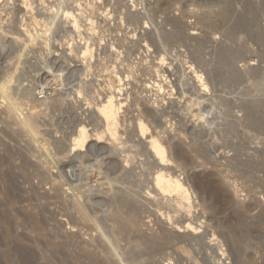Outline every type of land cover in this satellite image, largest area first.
<instances>
[{
	"label": "rangeland",
	"instance_id": "rangeland-1",
	"mask_svg": "<svg viewBox=\"0 0 264 264\" xmlns=\"http://www.w3.org/2000/svg\"><path fill=\"white\" fill-rule=\"evenodd\" d=\"M15 1H16V3H15ZM62 1L63 0H61V1L60 0H53V1L52 0L51 1L50 0H44V1L43 0H12V1L11 0H3V1L0 0V10H1L0 11V86L4 82L7 83V80H5V79H8V80L10 78L12 79V81L8 84V87L10 86V88L7 87L8 92H5L6 97H8V98L11 97L10 99L12 101L9 99L2 98L3 95L0 91V118H1L0 121L4 120L0 123V129L2 131V133L0 131V139L4 143L6 142L5 144H8V146L11 147L14 151L17 149H23L25 154L27 153L26 155L31 162H33V163L35 162L36 164H38L40 166V169L42 170V172L47 170V171H45V173L48 172L49 173L48 175L50 177H54V179L57 178L56 173L58 172V168L55 166L58 165L57 160L59 159L58 158L59 155H57V153H56L57 152V145H56L57 142L56 141H61V143L69 146L72 150H74L76 147H78V149H76V150H80L78 154H80V156H82V157H76L75 153H72V154H70L72 156V161L69 158H65V159L60 158L62 160V162H65L64 164L67 165V167H66L67 169L65 168V170H67L65 173H67V174L64 173V177H65V175H68L67 176L69 178L68 181L69 180H70V182L73 181L72 182L73 185H76V187L80 186L81 189L85 188L84 190L90 189L93 186H94L93 187L94 189H96L95 187L102 189V188H104V185L100 184L101 178H99L100 176L97 173V169L95 166L97 165V161H101V159H103V158L105 159L108 154L105 155V154H103V152H101L100 153L101 156H100L99 160L95 159L97 157L92 156V154H90L91 152L89 150H87L86 147L83 146V145H85V138L84 137L86 136L89 138L90 135H87L86 131L80 129V127L78 125L83 124V122L85 121L86 126H90V116H91L90 114H91V112H93L92 110L98 109L96 107V104L98 102V98H97L96 93L99 91L98 93L101 95V97H105L106 99L111 98V96H112L111 94H113V92H114V90H116V88L117 89L122 88V86L120 85V83H121L120 76L123 75L122 77H125V75H127V74L130 75V81L125 82L126 83L125 89H126V91L127 90L129 91V89H130L129 93L131 94V96H133L131 98L132 101H134L136 98L137 99L139 98L138 99L139 100V106L142 107L141 109H142L143 115L147 112V111H145V109L143 110V107L145 108L146 105H148L146 110H149L153 114L156 115L157 109L151 107V104H148L147 100L150 98V96H151L152 100H153V98L155 99L156 98L155 96L158 93L156 91L157 90L156 87H153L154 82H158V83L160 82V80H159L160 78L158 77V75L156 74L157 72L155 71L156 67H154V66H156V63H158V60L155 58V57H157V55L152 52L151 57L148 56L147 58H145L147 56L146 53L144 52V50L146 48L145 47H139V45L140 46L144 45V42L141 39H143L142 36H144V37L147 36V35H144V33L146 32V30L148 31V29H146V30H144V29L140 30V28L137 29L138 32L136 31V33H137V37L139 36V39L136 38V40H137L136 42H135V40L133 41L131 39L132 35L134 34V31H133L134 27L128 26L129 28H127V30L122 29L119 32L117 26L114 25V23L116 21L118 24L119 20L114 19L116 17L115 12H113V13L111 12V6H112V4H114L113 3L114 0L99 1L97 3V5H96V2L93 4L90 3L91 0H77V2L79 1L78 3L75 2V0L74 1L73 0H64L65 2L64 1L62 2ZM128 1L129 0H126L125 2H128ZM138 1L139 0H135V3L139 4V2L143 1V0H140L139 2ZM155 1L156 0H144L143 1L144 3L141 2L143 5L140 3L142 7L139 6L140 4L137 5V7H139L140 9L131 7L130 9H132V10L128 9L129 14L126 11L124 15H127L128 17H130L133 12L136 13L138 10H139V12H137L136 14H139V13L142 14V12L144 11L146 14H151V15L153 14L151 16L152 18H153V16H156L155 14H157L156 18L155 17L153 18L154 22L156 24L158 23L157 24V28H158L157 30L158 31L161 28L166 29V30L161 29V32L162 31L168 32L165 34V36H171L174 33L173 32L174 29H173L172 25H171L172 27L170 25H167V24H166L167 26L165 25L164 20H163L165 18L164 14H167L166 16L169 15L170 17H173V15H175V16H177V18L184 20L183 26H185V23H187L186 26L183 28H184V33L186 35H188V37H190L192 35V32L194 33V31H195V33H196V31H197V32H200L199 34L202 33L201 35H203L204 37L200 36L198 33H196L194 36H191V37L195 38L196 36H198L201 40H203L202 37L203 38L207 37L205 35L207 34L206 31L208 29L205 30L203 27L199 26V23H198V20H196L197 19L196 17L199 15H201V17H202V16H204L203 15L204 13H205V15L210 13V12L214 13L212 15V22L215 24V27L218 31L216 33H218V34L213 33V35L211 34L209 36L210 43H207L208 45L206 44V46H204L205 48L204 47L199 48L196 46L197 41H193V43L190 41L192 45L194 44L193 46L191 44H189L190 43L189 41H186V42H188L189 47L192 46L191 49L189 48V51L187 50L190 54L187 51L185 52V50H186L185 47L184 48L183 47H177L176 48L177 45L175 44L174 45L175 47L173 46V49L170 51L171 52L170 55H172V57L169 55L170 58H168L169 59L168 63L171 62V60H170L171 58H172V60L175 59L173 61L175 66H176L177 62L183 61L186 59H189V61L191 60V62H192L193 57L197 60L199 59V63L201 62L203 65L206 64L205 62L207 61V63L209 65L206 64L204 66L206 68V69L204 68L206 70V72L208 71V73L205 74V77H207L208 75H210V77L213 76L212 80L215 82H213L210 79V77L209 78L207 77V78L213 84L214 83H215V85L217 84L216 89H219V91L218 90L217 91H218V97L220 98V99L218 98V101L222 102V104L218 105V110H215L214 112L207 110V112H205L207 114H209L208 112L213 113V118L215 117L216 120L214 119V121H213L214 126H212V130L209 129V131L208 130L204 131V133H202L201 130L199 131L201 134H199L200 136H199L198 142H197L198 145L200 147H202V149H205V148L207 149L206 153L209 154L207 156V158H208L207 160L216 163L218 168L216 167L213 170V169H210L209 167L208 168L201 167V166L198 167L197 164H192L185 170L186 175H188L189 183H191V186L194 189L196 198H198L196 205H199L200 211H201L202 207L206 210V217H207L206 219H209V220H207L206 224L207 223L209 224L211 221L212 222L205 229L204 228L202 230L197 229V232H198L197 236H195L196 234L193 233V235L196 237V240L193 237V235H190L192 237L188 236V237H190L189 239H188V237L185 238L186 239L185 244L187 246L188 252H189V250H190V252H192V253L189 252L190 254H187V255L181 253L182 255L186 256V257H184V258H186V260L184 259L183 262H179L178 261L179 259H177V257H180L181 254H178L179 251L173 250L174 248H172V247L164 249L163 255L166 254L167 257L169 256V254H170V257H171V255H173L172 257H175V259L172 261V264H178V262H179V264H195V263H192L193 258H194V256L192 257V255L194 254L195 258L197 257L196 259H198V258L200 260L203 259L205 251H203L202 249L206 247L205 246L206 242H209L213 239V237L216 233L214 231L211 233L210 231L212 228H215L217 230V231L215 230L217 232V234L220 235L225 240L226 243H228V247H229V250H231L230 253L232 256L235 253H237L236 251L234 253V250H232V248L233 247L236 248V245H237V243H239L241 236L242 237L244 236L242 233L248 234L249 236L247 235L248 236L247 239L249 241V245L250 244H252V245H250L251 247L248 246L249 249L246 248V250H248V251L250 250V251L247 252L246 257H241V260L239 259V263H241V264H264V222H263L262 217H261L262 214H261L260 209H258L257 206H255V205H254V207L253 206L251 207V205H253L255 203L261 204V206H264V168H263L264 167V161H263L264 160V157H263L264 156V130H263L264 129V127H263L264 126V58H260V53L263 50V48L260 47L259 45L252 43V42L245 43L246 45L242 44L243 40H241V42L240 41L232 42L231 44L229 41L226 40V42H228V43H226L224 41L225 39L222 37V34H221V33L226 31V27H224V25L222 23V19L219 16V12L221 11V9L223 7H225V5L231 3L232 1H233L235 10L237 12H239V11L242 12L243 7L245 5H247V1L246 0H240V2H241L240 3L239 0H220V1L209 0V1H213L212 3L214 6H210L209 4H207V5L204 4L205 6L203 5V7H202L203 9H202L200 2L202 3L203 0L202 1L198 0V1H200L199 3L197 0H192V1L191 0H181V1L179 0L180 5L178 3L175 4V6H174L175 9L173 8L172 10H170L168 12H163L159 7L158 0L156 2ZM6 2H7V4L5 6ZM51 2H53V3H51ZM54 2H55V4H54ZM185 2H187V4ZM251 2L253 4H255L256 7H258V8L262 7L261 0H251ZM71 3H72V5H71ZM191 3H192V5H191ZM61 4H62V7H59V6H61ZM78 4L82 5L81 8L82 9L84 8L83 11H85L86 14H83L82 13L83 11L80 12L82 9H80L78 11L79 7H76ZM107 4H108V6L110 4L111 5L109 6V8L106 9ZM128 4H129V2H128ZM131 4L132 3L130 2V5ZM145 4H146V6H145ZM148 4H149V6H148ZM185 4H186V6H185ZM242 4H243V6H242ZM178 5L180 6V8ZM196 5H199V6H196ZM8 6H10V7H8ZM11 6L13 9L11 8ZM18 6H19V8H18ZM73 6H74V8L76 7V11H77L76 12L74 10V12H76L74 14L75 20L73 19L74 17L73 18L71 17V19L70 18L67 19L65 17V12L68 10V8L70 9ZM181 6H182V8H181ZM128 8H129V5H128ZM141 8H144V9L142 10ZM145 8H146L147 12H146ZM195 8H196V10H195ZM148 9L150 11H148ZM51 10H52V12H51ZM190 10H191V13H190ZM57 11H58V13H57ZM59 11H62V12L64 11L63 15H61L62 13L59 14ZM106 11H108V12H106ZM196 11L197 12L200 11V12L196 13ZM104 12L106 14H108L109 12L112 13L114 15V18L112 16V14L109 15L110 18L103 16V15H106ZM11 13H13V14H11ZM18 13H20V14L18 15ZM80 13H81V15H80ZM135 13H133V14H135ZM145 13H143V14H145ZM170 13H171V15H170ZM172 13H173V15H172ZM55 14L56 15L58 14L59 16L56 17ZM83 15H85V17ZM183 15H186V17H188V18H186ZM87 16H89V17H87ZM189 16H190V18H189ZM36 17H38L37 18L38 21L36 20ZM59 17H60V19H59ZM182 17H185V18L182 19ZM54 18H58V19L54 20ZM255 18L256 17H254V20H255L254 23H256L259 20V18L258 19L257 18L255 19ZM109 19H111V20H109ZM161 19H162V21H161ZM16 20H18V22ZM62 21H64V22H62ZM52 22L53 23L55 22L56 25L54 24L55 25L54 26L52 24ZM112 23H113V25H112ZM254 23L252 25V27L254 29H256L257 26H259V25H260L259 27H262L264 29V21L260 20V23H259V21H258V24L257 23L254 24ZM93 24H94V27L92 26ZM161 24H163V25L159 26ZM188 24H189L190 28L188 27ZM195 25L197 26V28L195 27ZM142 26H144V25H142ZM186 27H187V29H186ZM191 27H192V29H191ZM200 27L202 29H204L203 31H205V32H201L202 29ZM115 28H117V30ZM108 29H110V30H108ZM190 29L192 30V32ZM26 30L31 31L30 33L32 34V36L33 35L35 36L36 39L34 38V36H33V38L36 40V42L34 41V42L30 43L29 41L32 39H30L28 41V38L26 37L27 36ZM123 31H125L126 33ZM129 31H131L132 34H131V32L129 33ZM149 31H151V29ZM127 32L129 33V35ZM189 32H191V33H189ZM207 32H209V30ZM19 33H20V36H18ZM138 33L140 35H138ZM51 34H53V35H51ZM112 34H114V35H112ZM42 35H44V36H42ZM117 35H119V36L117 37ZM60 36H62V37H60ZM25 37L27 38V40L25 39ZM114 37H117V38H114ZM198 37H196V38H198ZM21 38H22V40H21ZM199 38L196 40H199ZM41 40L44 43L41 42ZM25 41H27L28 44ZM114 41H116L115 45H117L119 47V50H121L123 55L122 54H120L121 56L117 55L116 52H114L115 55L113 54L112 46H113ZM223 41H224V43H223ZM137 42L139 45L137 44V46H136L135 43H137ZM140 42L142 44H140ZM111 43H112V45H111ZM214 43L216 44V47L214 45L213 46L214 48H213L211 45ZM238 43L242 44V45H239ZM26 44L27 45L32 44V45H29V48H28ZM133 44L135 47L133 46ZM237 46H239V47H237ZM54 47L55 48L57 47L56 49L58 51ZM151 47H152V44H151ZM194 47L198 48V49L196 48V52H194L195 51ZM143 48H145V49H143ZM152 48L155 49V47H152ZM192 48H194L193 49L194 51L192 50ZM203 48H204V50H202ZM241 48H245V50L241 49ZM128 49L130 51H134L133 56L131 55L132 53H130V54L128 53L129 52ZM177 49L180 51H178ZM212 49H214V50H212ZM85 50H87L88 54H87V57L84 58V60H83L82 51H85ZM198 50H199V52H198ZM201 50H202L203 55L200 52ZM146 51H147V49H146ZM190 51L192 52V54L193 53L194 54L191 55ZM204 51L207 53H203ZM210 52H212V53H210ZM177 53L179 54V56L181 55L180 58H179V56L177 57V55H178ZM195 53H197V55H195ZM21 54H22V57H20ZM198 54H200L199 56H200L201 60L198 57ZM173 55H174V57H173ZM190 55L192 57H190ZM194 55L198 58H196ZM210 55L212 58L210 57ZM17 58L18 59L20 58V59L18 60ZM180 59H182V60H180ZM253 62L255 64V66H254ZM131 63H133V64H131ZM118 66H119V68H118ZM254 68H256V69H254ZM75 70L78 74L75 72ZM77 70H79V71L81 70V72H79ZM116 70H119V74H118V71H116ZM93 72H94V75H92ZM120 72H122L123 74ZM253 72H254V74H253ZM114 73H116V74H114ZM169 78H171V76ZM175 79L176 78L174 76H172V80H175ZM147 81H149V82L151 81L150 84ZM82 82H83V85H81ZM174 83L176 84V82H174ZM145 84H147V85H145ZM161 84H163V82H161ZM150 85L152 87H150ZM128 86H129V88H128ZM149 87H150V89H149ZM165 89H166L167 93H168V91H170V88L167 86H165ZM7 90L5 89V91H7ZM78 91H82L81 97H79ZM167 93H163V94L158 93V95L162 96V97L159 96V100L161 101V98H163V96L166 95V98L168 101L169 96ZM7 94L10 97L7 96ZM215 97H213V99H215ZM124 98H125V96H124ZM36 99H38V100H36ZM137 99L135 100V102L138 101ZM9 102L12 104L15 103L14 105L19 106V107L16 106V110L13 111L14 113L12 112L13 113L12 117L14 119L16 118L19 120L21 118L23 119V117L25 119H27L29 117L28 119L31 120L30 123L32 121L36 122V123H34V125H35V127H37L34 129L35 131H33V132H30L28 130L26 132V129L23 130L22 137L21 136L19 138L17 137V140H15L16 143L13 142L14 140H10L9 137L7 138V134H13L12 131L13 132L17 131V130L19 131V129L21 127L17 126L18 129L16 128L17 129L16 130L15 129L16 126L11 125L10 126L11 128L9 126H7V124H6L7 127L4 126V124L7 123L6 120H8V117H9L8 113H7L8 107L10 106ZM106 102H107V100H105L103 98V100L101 102H99V104L100 105L105 104ZM219 102H218V104H219ZM47 104H50L49 105L50 109L45 108V106ZM221 105H223V106H221ZM93 106H95V107H93ZM219 106H221L222 108L220 107L221 108L220 109ZM136 108H137V106H136ZM225 109H226V112H224ZM16 112H17V116H16ZM196 112L198 113L199 110H197ZM220 112L224 113V114L221 115ZM20 113H22V117L20 116ZM187 113L188 112L186 111V114ZM203 113H204V111H203ZM227 113L229 115H227ZM246 113H250V115L248 116V118L249 117L250 118L248 120L246 118ZM128 116L130 117L131 115L127 114V116H125L126 120L124 118L123 119L125 121H127V119L129 118ZM156 117H157L156 118L157 120L155 119L156 122L153 120V123H152L153 126L152 127H154V128H155V126H156V128L158 127V130H157L158 132L160 130H162L161 129L162 126L164 129L165 128L169 129L168 134H165V136L162 134L161 136H162V138H164V137L166 138V143L167 144L170 143V145H172L171 147H173L174 144H179V143L184 144L185 146H187V145L190 146L191 144H193L191 141L192 140L191 138L187 139V137L180 134L181 129H188V126H187L188 123L187 122H189L190 127H192L191 125H193L194 119L190 115L188 116V120L186 119V122H183L179 117H177V118H174L176 120H174V119L172 120V122H171L172 124H166V120H164L163 118H161L158 115ZM220 119L224 120V122L221 121ZM231 119H233V120L231 121ZM235 122H237L238 124ZM154 123H156V124H154ZM215 124L218 127H216ZM219 124H221L220 128H219ZM225 125H226V127H225ZM12 126H13V128H12ZM169 126L170 127L172 126V128H170ZM230 126H231V128H230ZM248 126H250L251 130ZM227 127H228V129H227ZM232 128H233V130H231ZM245 128L247 129L248 132L247 131L245 132V130H246ZM12 129H15V130H12ZM6 130H9V131H7V134H6V132L3 133V131H6ZM248 133L250 136L248 135L246 137V135ZM253 135H256V136H253ZM44 138H45V140H44ZM18 139H19V141H18ZM200 139L203 141V143H201L202 141ZM249 139H251V140H249ZM48 141H50L49 144H48ZM7 142H9V143H7ZM94 143L95 142H91V144H94ZM171 143H174V144H171ZM27 144L30 145V147L33 146L31 153L29 151H26V149L28 147ZM100 145L105 146V144H100ZM232 145H234V146H232ZM36 146H37V148H36ZM106 146H107V144H106ZM228 146L232 147L234 149V151L232 150L229 155L227 153H225V152L230 151V149H232V148H228ZM3 147L2 148L0 147L2 150L0 152V154H2V155L4 154V152L6 154V149H7L6 146H5V150L3 149ZM90 147L93 148L92 146H90ZM108 147H109V145H108ZM95 148H97V147H94V149ZM226 148H228V149L226 150ZM224 150H226V151L224 152ZM53 151H55V152H53ZM235 151L239 155L236 154ZM35 153H36V155H35ZM31 155H33L34 157H31ZM233 155H235V156H233ZM248 155H250V156H248ZM209 156H211V160L209 159ZM124 158L125 157L122 156L118 160H120V159L122 160ZM233 158H234V160H233ZM237 158H239V159H237ZM93 159H95V160H93ZM244 160L245 161L247 160L246 163ZM240 162H242L243 165L240 164ZM94 164H96V165H94ZM69 165H70V168H69ZM83 166H85V167H83ZM177 166H175V168H177ZM142 168H145V167H142ZM142 168H138V171H141L140 169H142ZM178 168H179V166H178ZM257 168H259V169H257ZM204 172L205 173L207 172L206 174H208V175L210 174V176L212 175L210 179H212V177L214 175H216L212 179V182H214L212 184V186H213L212 188H214V189L219 188L220 192L219 191L217 193L212 192L213 194L209 191L204 192L205 188L200 187V185L198 183H196L197 181L195 180L194 177H196L197 175H200V174L205 175ZM88 176H90V177H88ZM67 177H65L66 180H67ZM38 182H39V180L33 179L32 185H31L32 188L34 186L33 189H29L31 187H29L28 185H27L28 187L25 186L27 188L24 187V189L21 193V195L23 194L22 199L24 200L21 203L22 205L21 206L20 205H14L12 207L10 205V203L5 204L3 201L4 200V189H3V187L4 186L6 187V182L4 183L0 180V195L3 196V197L0 196L3 199L2 200L0 198V202L2 201L0 203V237H2L3 238L2 241H4L2 243L0 241V243H1L0 244L1 245V248H0V256H1L0 257V264H11L10 262L13 261V258H11L9 255H7L8 253L6 252L7 246H9V244H11V239L6 237L7 235L10 236L12 234H15L16 232H20L22 234L25 233L24 234L25 236L28 234V236H26V237H29L28 239H32L34 236L39 237L37 233H36L37 234L36 235L35 233H32L30 231V229L27 228L28 224H26L27 222H24V220H23L24 217L21 219V221H18V223L22 222V220H23L24 224L23 223H21V224H23V226H25V227L17 228L16 225L11 224V221L8 220V219H10V218H8L9 216L5 217V215L7 213L9 214L8 211H10V209H13V210L18 212L19 208L23 207L20 209V211L23 212L25 210L26 211H30L31 209L33 210V207H36L37 210L34 209L32 213H34L33 214L34 217L35 216L39 217L38 211H39V209H41L40 207H43V208L48 207V211H49L50 215H48V214L47 215L48 216L52 215L53 218L54 219L56 218V219L53 222L54 224L51 222L52 224L50 223L49 224L50 226L48 225L47 229L50 227L49 228L50 231L48 232L49 229L46 230L45 231L46 235L51 237V235H54V233H52L53 230L55 232L60 228V226H63V225H64L66 230L70 231V227L66 224H69L70 220L73 218V215L70 213V212L73 213V210L70 211L71 207H72L71 201L73 199H70V198H72V196L70 197L68 194L67 195L69 197H65V196H67L65 190H68L69 186L68 185H67V187L65 186L63 188L64 189V191H63L61 188H57L55 186L53 188V186H52L53 184L51 185L48 183H44V185H43V183L41 184L39 182V184H38ZM97 182H99V183H97ZM78 183H79V185H78ZM215 183H216V185H215ZM51 186H52V188H51ZM220 187H223L225 190L227 189L228 192H230V194L227 195L226 192H225L226 195L221 194L223 192H222V188H220ZM229 188H231V189H229ZM26 189H27V193H26ZM56 189H57V191H56ZM58 189L61 191V193ZM34 191H37L41 196H42V194H43V196L46 195L45 197H47L49 202L47 201V199H44V200L40 199V198L38 199V197H35L34 201L29 200L28 198L30 196H32V194L35 193ZM70 191H71L70 195H73L72 194L73 191L72 190H70ZM7 192H8V190H7ZM56 192L57 193L59 192L60 194H62L64 192L63 194L65 196L62 194L64 196V198H63V196L60 197L59 196L60 194L58 193L59 194L58 195ZM210 193L212 195H214V197H212L210 195ZM54 194H56L57 197H60V198L57 199V197H55ZM217 194H221V196L217 195ZM119 195H121V191H120ZM215 195H217V196L215 197ZM222 195L224 197H222ZM230 195L232 197H230ZM218 196H220V197H218ZM52 197H54L55 199L54 198L52 199ZM249 197H250V199H249ZM49 198H51V199H49ZM61 198H63L64 201H66V203L68 202L67 200L69 199L70 203L66 204ZM223 198H225V199H223ZM45 200L47 201V203ZM236 200L238 201V203ZM59 201H60V203H59ZM234 201L236 202L237 205L240 204V205H238L239 207L236 204H234L235 203ZM244 202L245 203L247 202L248 204L246 205ZM111 203L115 204L116 200L112 199ZM243 203H244V205H243ZM212 204H215L216 207H215V205H212ZM9 205L11 206V208ZM64 205H65V207H64ZM241 205H243L246 208H248V206H250L251 208L249 207V209H246V208L241 207ZM37 206H38V208H37ZM68 206H69V208H68ZM207 206H209V207L207 208ZM235 206H236V208H235ZM65 208H68V209H65ZM61 209L62 210L65 209V210L62 211ZM228 209L229 210L231 209V210L229 211ZM66 210L67 211L69 210L68 211L69 213ZM238 210H239V212L243 211L242 213H240V214H242L241 219L245 217L242 224H244V222H245L247 225H245L246 226L245 229L242 227L238 233H235L234 232L235 227H237L241 223V219H240ZM231 211H233V212H231ZM249 211H250V213H249ZM36 212H38V213L36 214ZM55 212H57V213H55ZM207 212H208V214H207ZM53 213H54V215H53ZM65 214H66V216H64ZM70 214L72 217L70 216ZM15 215H17V214L15 213ZM56 215H58V216L55 217ZM67 215L69 216V219H68ZM225 216H227V217H225ZM238 216H239V218H238ZM34 217L33 218L28 217V219L31 218L30 220H28L29 224L35 223V221H33ZM66 217H67V219H66ZM225 218H226V220H225ZM227 218L229 219V221ZM238 219H240V220L238 221ZM6 220L10 222V225H9V222H7ZM103 220L107 224L108 223L107 222L108 216H104ZM29 221L30 222L33 221V222L30 223ZM3 223L4 224L6 223L5 224L6 226ZM225 223H226V225H225ZM235 224L237 226H235ZM11 225H14V226L11 227ZM52 225H53V227H52ZM250 226H251V228H249ZM238 227L240 229V226H238ZM24 228H27L28 231ZM209 228H211V229L209 230ZM232 228H234V229H232ZM144 230L146 231V233H150V230H147V229H144ZM191 230H192V228H191ZM206 231H207V233H206ZM250 231H251V233H250ZM2 232H3V234H2ZM201 232H203V234L204 233L205 234L201 235ZM4 233L6 235L2 236V235H4ZM47 233H49L50 235ZM33 234H34V236H33ZM172 234H170V235L172 236ZM183 234H185V233H183ZM198 234L201 235L202 237L207 235L206 236L207 241L204 239L205 237L202 239L200 236V239H199ZM208 234H209V236H208ZM258 235H259V237H258ZM30 236H31V238H30ZM233 236H235V237L237 236L236 238H238V239L235 238V240H234ZM6 238H8V239H6ZM46 238L47 237H41L40 238L41 243H43L42 245H44L43 247H45V249L47 248V250L44 249L46 252L43 251L44 253L41 252L38 254L40 257L38 256L39 259L37 262L40 264H43V263L46 264L45 258L47 256H49V257L51 256V255H48L50 252V251H48L50 241L48 238L47 239ZM192 238L194 240H192ZM256 238H257V240H256ZM9 239H10V241H8ZM190 239H191V241H190ZM201 239L204 241H202ZM197 240L201 241L202 243L197 241ZM237 240H238V242H237ZM6 244H8V245L4 246ZM256 244H258V245H256ZM231 246H232V248H231ZM192 247H193V249H192ZM154 248H156V249L150 250L151 252H149V253L151 254V257H149V258H151V259L154 258V260L156 262L160 261V262H158L159 264L160 263L161 264H168L162 260L161 257H163V255L162 256L160 255L161 256L160 258H159V256H157V252H159L161 248L160 249H159V247H154ZM157 249H158V251H156ZM174 251H175V253H173ZM232 251H233V253H232ZM152 252H154V253H152ZM166 252L168 253V255ZM42 254H44L46 257L44 255H43L44 257L41 256ZM154 254H155V256H154ZM206 254H208V253H206ZM200 255L202 257H200ZM152 256H154V257H152ZM155 257H157V258H155ZM176 259H177V261H176ZM44 260H45V262H44ZM194 261H195V259H194Z\"/></svg>",
	"mask_w": 264,
	"mask_h": 264
},
{
	"label": "bare ground",
	"instance_id": "bare-ground-1",
	"mask_svg": "<svg viewBox=\"0 0 264 264\" xmlns=\"http://www.w3.org/2000/svg\"><path fill=\"white\" fill-rule=\"evenodd\" d=\"M99 1H104V0H91L90 3L93 4V3L96 2V5H97V3ZM125 1L126 0H114V2H113L114 4H112V6H111V12L112 13L115 12V15H116L117 18L116 17L114 18V15L112 13H110V12L108 14H106L104 12L106 15H103V14L102 15L106 16L107 18H110L109 15L112 14L114 19L119 20L118 24H117V21L115 22L116 24L114 23V25L117 26L119 32L122 29H126L127 30V28H129V27H134L133 28L134 30L131 28L134 31V34L132 35L131 39L133 41L135 40V42L137 41L136 38L139 39V36L137 37V33H136V31L138 32L137 29H139V28H140V30L141 29H144V30L148 29V31L146 30V32H145L146 34L144 33V35H147V36H145V37L142 36L143 39H141L144 42V45L140 46L138 44V42L135 43V44H136V46L138 44L139 47H145L147 49V51H146V49L143 48V49H145L144 52L147 55L145 58H147L148 56L151 57L152 52L157 55V57H155V56L154 57L158 60V63H156V66H154V67H156L155 71L157 72L156 74L160 78L159 79L160 82L159 83L158 82H154L153 83V85H154L153 87H156V89H157L156 91L158 93H161V94L167 93L166 92L167 88L165 89V86L169 87L170 91H168V93H167L168 96H169L168 101H167V98H166L165 94H164L165 96H163V98H161V101H160L159 100V96H161V95H158V93L156 94V96H155L156 98L155 99L153 98V100H152V98L150 96V98L147 100L148 104H151V107L157 109V114L156 115L153 114L151 111L146 110L148 105H146L145 108L143 107V110L145 109V111H147L143 115L142 114V109H141L142 107L139 106V100H138L139 98L137 99L135 97L138 101L135 102L136 99L134 101H132L131 98L133 96H131V94L129 93L130 89H129V91L128 90L126 91V89H125V85H126L125 82L130 81V75L129 74L125 75V77H122L123 75L120 76V81H121L120 85L122 86V88H119V89L116 88V90H114L113 94H111L112 95L111 98H107L106 99L105 97H101V95L98 93L99 91L98 92L96 91L97 92L96 93L97 94V98H98V102L96 104V107L98 109L97 110H95V109L92 110L93 112L90 111L91 114L89 113L91 115L90 116V126H86V122L85 121L83 122V124H79L78 126L80 127V129L86 131L87 135H90L89 138L86 137V136L84 137L85 138V145H83V146L86 147L87 150H89L91 152L90 154H92V156L97 157L95 159L99 160V158L101 156L100 155L101 152H103V154H105V155L108 154L105 159L103 158V159H101V161H97L96 160L97 161V165L94 164V165H96L95 167L97 169V173L100 176L99 178H101V183L100 184L104 185V188L100 189V188L95 187L96 189H94L93 188L94 186H93L91 188L89 187L90 189L84 190L85 188L81 189L80 186L76 187V185H73L72 184L73 181L72 182H70V180L68 181V179H69L67 177L68 175H65V177H67V180L65 179L64 173L67 171V170H65L67 165H65L64 164L65 162H62L61 159L62 158L63 159L69 158L72 161V156L70 155L72 153H75L76 157H82V156H80V154H78L80 150H76V149H78V147H76L74 150H72L69 146L61 143V141H56L57 142L56 143V145H57V152L56 153H57V155H59L58 158L59 159L61 158V159L57 160V164L58 165L55 166V167L58 168V172L56 173L57 178L54 179V177H50L48 175L49 174L48 172L45 173V171H47V170L42 172V170L40 169V166L38 164H36L35 162L34 163L31 162L29 160V158L27 157V155H26L27 153L25 154L23 149H17V150L14 151L11 147L8 146V144H5L6 142L4 143L0 139V147L2 148L4 146L3 147L4 150H5V146L7 147L6 154H5V152H4L3 155L0 154V180L2 182H4V183L6 182V187L5 186L3 187V189H4V200L1 198V197H3L1 195H0L1 196L0 198L4 201L5 204L6 203L7 204L10 203V205L12 207L14 205H20L21 206L22 205L21 203L24 201L22 199L23 198V196H22L23 194L21 195V193H22V191H23L25 186L28 185L29 187H31L33 179L34 180L35 179L39 180V182L41 184L43 183V185H44V183H48V184H51V185L53 184L52 185L53 188L55 186L57 188H61L63 191H64L63 188L65 186L66 187H67V185L69 186L68 190H65V192H66V195L68 194L70 197L72 196V198H70V199H73L71 201V206L72 207H71V210H70V211L73 210V213L70 212L73 215V218L72 219L70 218L71 220H70L69 224H66V223L65 224L70 227V231L66 230L64 225H63V226H60V228L57 231H55V232L52 229L53 230L52 233H54V235H51V237L46 235L45 231L50 228L49 227L47 229L48 225L51 222L53 223L54 220L56 219V218L54 219L52 215L48 216V215H50L49 211H48V207L47 208H43V207L39 206L41 209H39V211H38L39 213L36 212V214L38 213L39 217H37V216L34 217L33 216L34 213H32V212H33L34 209L37 210L36 207H33V210L32 209H31L32 211L30 210L31 212L30 211H26V210L21 212L20 209L23 208V207H21V208H19V211L17 212V211H15L13 209H10L11 206L9 205L10 206V208L8 207L10 209V211H8L9 214L7 213L5 215V217L9 216L8 218H10V219H8V220L11 221V224L16 225L17 228L25 227V226H23V224H24L23 220H24V222H27L26 224H28L27 228L30 229V231L32 233H35V234L37 233L40 238L41 237H47L49 239L50 243H49V250L48 251H50V252H49L48 255H51V256L50 257L47 256L48 257L47 258L44 254L41 255V256L44 255L46 257L45 258L46 262L44 260V262L46 264H157L160 261L156 262L154 260V258L153 259L149 258V257H151V254L149 253V252H151L150 250L156 249L154 247H159V249L161 248L160 251L157 252V256H159V258L163 255L164 249L171 248V247L174 248L173 250L179 251L178 254H181V253L185 254V255L190 254L192 252H190V250H189L190 253L188 252L187 246L185 244V240H186L185 238H187L190 235H193V233L196 234L195 236H197V233H198L197 229H201V230L203 228L205 229L212 222L211 221L209 224L208 223L206 224L207 220H209V219H206L207 218L206 217V210L202 207L201 211H200L199 210V205H196L198 198H196L194 189L191 186V183H189L188 175H186V171L185 170L192 164H197L198 167H200V166L201 167H205V168L209 167L210 169H213V170L216 167L218 168L216 163L207 160L208 159L207 156L209 155V154L206 153L207 149L206 148L202 149V147H200L197 142H198V138L200 136L199 134H201L199 132L200 130L202 131V133H204V131H207V130L209 131V129L212 130V126H214V124H213L214 122L213 121H214L215 117L213 118V113L208 112L209 114H207L205 112H207V110L208 111L210 110V111L214 112L215 110H218V105L222 104V102L218 101V98H219L218 97V91H219V89H216L217 88L216 87L217 84L215 85V83L213 84L210 80H208L210 75L207 76L208 78L205 77V74L208 73V71L206 72V70H205L206 68L204 67L206 64H208L207 61L205 62L206 64L203 65L201 62L199 63V59L197 60L194 57H193V61L192 62H191V60L189 61V59L185 58L186 60H183L184 62L183 61H179L177 63L175 62L176 63V66H175V64L173 63V61L175 59L172 60V58H171L170 59L171 62L168 63L169 62L168 58H170L169 57V55L171 54L170 51L173 49V46L175 44L177 45L176 48L177 47H183V48L185 47L186 48L185 52H186L187 50L189 51V48L191 49V47L194 45V44L193 45L191 44V42L193 43V41H197L196 46L199 47V48H202V47L206 46L207 43H210L209 36L211 34L213 35V33L218 32L216 27H215V24L212 22V15L214 13L210 12V13H208L206 15L204 13L203 14L204 16H202V17H201V15H199L200 17L199 16H197V17L195 16L197 18L196 20H198L199 26L203 27L205 30L206 29L209 30V32H207L208 30L206 31L207 34L205 36H207V37H205V38H203L204 36L201 35L202 33L199 34L200 32L196 31V33H198L200 36H203L202 37L203 40H201L198 36H196V37H198L199 40H196V39H198L196 37L195 38L191 37V36H194L196 34L195 31H194V33L192 32V30H191L192 27L190 29L191 32H192V35L190 37H188V35H186L184 33V28L183 27H185L186 24H187V23H185V26H183L184 25V22H183L184 20H181L180 18H177V16L173 15V13H172L173 17H170L169 15L166 16L167 14L163 13L165 15V18L164 19L162 18V19L164 20L165 25L166 24L170 25V26L172 25L173 29H174V31H173L174 33L171 36H165V34L168 33V32H166V31H162L161 32V29H165V28H161L158 31L157 30L158 29L157 28V24L158 23L156 24L154 22L153 18L154 17L156 18L157 14H155L156 16H153V18H152L151 16L153 14L152 15L151 14H146L144 11L143 12L141 11L142 14H140V13L136 14L137 12H139V10H138L136 13L133 12L135 14L132 13V15L130 17H128L127 15H124L126 11L129 14L128 9L132 10V9H130L131 7L140 9L139 7H137V5H139L144 0L143 1L139 0L140 1V2L138 1L139 4L138 3L136 4L135 0H129L128 1L129 4H128V2H125ZM180 1L179 0H158L159 7H160V9L163 12H168V11L172 10L173 8L175 9V7H174L175 4H177V3L179 4ZM218 1H220V0H218ZM246 1H247V5H245L243 7L242 12H240V11L237 12L235 10L233 1L231 3L225 5V7H223V8L221 7L222 9L219 12V16L222 19V23H223L224 27H226V31L221 33V34H222V37L225 39V40L224 39L223 40L225 42H226V40L229 41L230 44L232 42H236V41L237 42L238 41L241 42V40H243L242 44H245V43H248V42H252V43H254L256 45H259L260 47L263 48V50L260 53V58H264V29L262 27H259L260 25L259 26L256 25L257 26L256 29H254L252 27L253 23L255 22L254 17H256L257 19L259 18V20H258L259 23H260V20L264 21V0H261L262 7H260V8L256 7V5L251 2V0H246ZM75 2H77V0H75ZM130 2L132 3L131 5H130ZM199 2L200 1H198V3ZM212 2L213 1L203 0L202 3L200 2L201 8L203 7L204 4H206V5L209 4L210 6H214ZM239 2H240V0H239ZM15 3H16V1H15ZM51 3H53V2H51ZM185 3L187 4V2H185ZM6 4H7V2L5 3V6H6ZM54 4H55V2H54ZM141 4L139 5L140 7H142ZM186 4H185V6H186ZM71 5H72V3H71ZM128 5H129V8H128ZM191 5H192V3H191ZM107 6H108V4H107ZM107 6H106V9L109 8V6L108 7ZM145 6H146V4H145ZM148 6H149V4H148ZM196 6H199V5H196ZM242 6H243V4H242ZM8 7H10V6H8ZM59 7H62V4ZM76 7H79L78 11L80 9H82L81 8L82 7L81 4H78ZM76 7L74 8V6H73L70 9L68 8V10L65 12V17L67 19L68 18L71 19V17L73 18L75 16L74 14L77 12L76 11ZM11 8H12V6H11ZM18 8H19V6H18ZM179 8H180V6H179ZM181 8H182V6H181ZM141 9L143 10L144 8H141ZM74 10L76 12H74ZM83 10H84V8L80 12H82ZM145 10H146V8H145ZM195 10H196V8H195ZM148 11H150V10L148 9ZM51 12H52V10H51ZM63 12L59 11V14L62 13L61 15H63ZM106 12H108V11H106ZM146 12H147V10H146ZM198 12H200V11H198ZM198 12L196 11V13H198ZM57 13H58V11H57ZM82 13L86 14L85 11H83ZM143 13H145V14H143ZM190 13H191V10H190ZM11 14H13V13H11ZM19 14L20 13H18V15ZM80 15H81V13H80ZM170 15H171V13H170ZM58 16L59 15L57 14L56 17H58ZM83 16L85 17V15H83ZM183 16L186 17V15H183ZM87 17H89V16H87ZM185 17H182V19L185 18ZM37 18L38 17H36V20H37ZM186 18H188V17H186ZM189 18H190V16H189ZM56 19H58V18H54V20H56ZM59 19H60V17H59ZM73 19L75 20V17ZM162 19H161V21H162ZM109 20H111V19H109ZM16 21L18 22V20H16ZM258 21L256 22L257 24H258ZM62 22H64V21H62ZM256 23H254V24H256ZM52 24L54 25L55 22L54 23L52 22ZM112 25H113V23H112ZM142 25H144V26H142ZM162 25L163 24H161L159 26H162ZM92 26L94 27V24ZM188 27H189V24H188ZM195 27L197 28L196 25H195ZM117 28H115V29L117 30ZM149 28L151 29V31H149L150 30ZM186 29H187V27H186ZM204 29H202L201 32H205V31H203ZM108 30H110V29H108ZM131 31H129V33ZM30 32L31 31L26 30V33H27L26 37L28 38V41L30 39H32V40L29 41L30 43L34 42V41L36 42L35 36L33 35L34 38H35L34 39ZM123 32H125V31H123ZM132 32H131V34H132ZM191 32H189V33H191ZM129 33H128V35H129ZM216 34H218V33H216ZM51 35H53V34H51ZM112 35H114V34H112ZM138 35H140V34L138 33ZM18 36H20V33H19ZM42 36H44V35H42ZM118 36L119 35H117V37ZM26 37H25V39L27 40ZM60 37H62V36H60ZM117 37H114V38H117ZM22 38H21V40H22ZM186 41H189V42L191 41L189 44H191L192 46L190 45L191 47H189V44ZM224 41H223V43H224ZM25 42L27 43V41H25ZM41 42H43V41L41 40ZM141 42H140V44H142ZM115 43H116V41L113 42V46H112L113 54L115 55L114 52H116L117 55L122 54L121 50H119V47L117 45H115ZM226 43H228V42H226ZM151 44H152V47H155V49H153L151 47ZM242 44H239V45H242ZM29 45H32V44H29ZM29 45H27L28 48H29ZM111 45H112V43H111ZM214 45L216 47L215 43L212 44L211 46L213 47ZM133 46H134V44H133ZM197 47H194L195 49L192 48V50L194 49L195 51L194 50L193 51L196 52V48ZM237 47H239V46H237ZM204 48L202 50H204ZM241 49L245 50V48H241ZM202 50L200 51L201 54H202ZM212 50H214V49H212ZM178 51H180V50H178ZM192 52H191V55L194 54V53L192 54ZM198 52H199V50H198ZM82 53H83V60H84V58L87 57L88 52H87V50H85V51H82ZM128 53L129 54L132 53L131 55L133 56L134 51H130L129 50ZM203 53H207V52L204 51ZM210 53H212V52H210ZM191 55H190V57H192ZM195 55H197V53H195ZM199 55L200 54H198V57L200 58ZM170 56L172 57V55H170ZM178 56H179V54L177 55V57ZM180 56H179V58H180ZM20 57H22V54H21ZM173 57H174V55H173ZM198 57H196V58H198ZM210 57H211V55H210ZM180 60H182V59H180ZM200 60H201V58H200ZM131 64H133V63H131ZM253 64H254V62H253ZM254 66H255V64H254ZM118 68H119V66H118ZM254 69H256V68H254ZM77 71H79V70H77ZM116 71H118V74H119V70H116ZM75 72H76V70H75ZM79 72H81V70ZM254 72H253V74H254ZM120 73H122V72H120ZM114 74H116V73H114ZM92 75H94V72H93ZM170 76H171V78H169ZM172 76H174L176 79L172 80ZM212 77L213 76L210 77L211 80H212ZM5 80H7V83L4 82L0 86V91H1V93L3 95L2 98L11 100L10 99L11 97L8 94H7V96H9L10 98L6 97L5 92H8L7 87H8V84L12 81V79L10 78L9 80L8 79H5ZM147 82H149V81H147ZM150 82H149V84H150ZM161 82H163L164 85L161 84ZM174 82H176V84ZM213 82H215V81H213ZM81 85H83V82L81 83ZM145 85H147V84H145ZM150 87H152V86L150 85ZM150 87H149V89H150ZM8 88H10V86ZM128 88H129V86H128ZM5 89L7 91H5ZM78 95H79V97H81L82 96V91H78ZM124 96H125V98H124ZM213 97H215V99H213ZM103 98L105 100H107V102L105 104H101L100 105L99 102H101L103 100ZM36 100H38V99H36ZM218 102H219V104H218ZM14 104H12V103L9 104L10 106L8 107V110H7V113H8L9 117H8V120H6L7 123H5L4 126H6V124H7V126H9V127L11 125L16 126L15 129L17 128V126L18 127L20 126L21 128L19 129V131L17 130L18 128L16 129L17 131H14V132L12 131L13 134H7V131H9V130L3 131V133L6 132L7 138L9 137L10 140H14L13 142H15V140H17V137L18 138L20 136L22 137L23 130L26 129V132H27V130L30 131V132H33V131H35L34 129L37 128L34 125V123H36V122L32 121L30 123L31 120L28 119L29 117L27 119H25L23 117V119L21 118L19 120L16 119V118L14 119L12 117V114L14 113L13 111L16 110V106L19 107L18 105H14ZM49 105L50 104H47L46 106L45 105L44 106H45L46 109H48V108L50 109ZM136 106H137V108H136ZM221 106H223V105H221ZM221 106H219V108ZM93 107H95V106H93ZM195 110L196 111L199 110V112L197 113ZM186 111L188 112L187 114H186ZM203 111H204V113H203ZM224 112H226V109H225ZM127 114H130L131 116L130 117L128 116L129 118L127 119V121H125L126 120L125 116H127ZM222 114H224V113H221V115ZM157 115L160 116L161 118H163L164 120H166V124H172L171 123L172 120L174 118H177V117H179L183 122H186V119L188 120V116L190 115L194 119L193 120V125H191L192 127H190V125H189L190 123L187 122L188 123V125H187L188 129H181L180 130V134L184 135L185 137H187V139L191 138L192 139L191 141H192L193 144H191L190 146L189 145L185 146L184 144H181V143H179V144L171 143V144H174L173 147H171L172 145H170V143L167 144L166 143V138L165 137H164L165 139L162 138L161 135L163 134L165 136V134H168V130L169 129L168 128L164 129L163 126H162L161 127L162 130H160L158 132L157 131L158 127L157 128H156V126H155V128L152 127L153 126L152 125L153 120L155 121V119L157 118L156 117ZM227 115H229V114L227 113ZM249 115H250V113H246L247 120L250 118V117L248 118ZM16 116H17V112H16ZM20 116L22 117V113H20ZM174 120H176V119H174ZM232 120L233 119H231V121ZM2 121H4V120H2ZM2 121H0V123ZM221 121L224 122V120H221ZM235 123H237V122H235ZM154 124H156V123H154ZM216 124H215V126H216ZM220 125L221 124H219V128L221 127ZM13 126H12V128H13ZM172 126L171 127L169 126V127L172 128ZM216 127H218V126H216ZM225 127H226V125H225ZM228 127H227V129H228ZM248 127L250 128V126H248ZM230 128H231V126H230ZM15 129H12V130H15ZM231 130H233V128ZM250 130H251V128H250ZM0 131H1V129H0ZM246 131H247V129L245 130V132ZM1 133H2V131H1ZM248 135H249V133L246 135V137ZM253 136H256V135H253ZM44 140H45V138H44ZM249 140H251V139H249ZM18 141H19V139H18ZM49 142L50 141H48V144H49ZM91 142H95V143L91 144ZM7 143H9V142H7ZM201 143H203V141ZM100 144H105V146L104 145L101 146ZM106 144H107V146H106ZM108 145H109V147H108ZM90 146H92L93 148H91ZM232 146H234V145H232ZM32 147L33 146L30 147V145H28L27 149L26 148L25 149H26V151H29L31 153L32 152ZM94 147H97V148L94 149ZM1 148H0V152L2 151ZM36 148H37V146H36ZM228 148H232V147L228 146ZM228 148H226V150ZM226 150H224V152ZM232 150L234 151V149L232 148V149H230V151L225 152V153H227L229 155ZM53 152H55V151H53ZM235 153L238 154L236 151H235ZM33 155H31V157H34L36 155V153H35L34 156ZM122 156L125 157V158L122 159V160L120 159L121 161L118 160ZM233 156H235V155H233ZM248 156H250V155H248ZM95 159H93V160H95ZM209 159L211 160V156H209ZM237 159H239V158H237ZM233 160H234V158H233ZM246 161H245V163H246ZM240 164L243 165L242 162H240ZM70 165H69V168H70ZM177 165L179 166V168H178ZM175 166H177V168H175ZM83 167H85V166H83ZM142 167H145V168H142ZM138 168H142V169H140L141 171H138ZM257 169H259V168H257ZM206 173H205V175L200 174V175H197L196 177H194L195 180L197 181L196 183H198L200 185V187H204L206 189V190L204 189V192L205 191H209L211 193L212 192L213 193L214 192L217 193L218 191L220 192L219 188H216V189L212 188L213 187L212 184L214 183V182H212V179L216 175H214L212 177V179H210L212 175L210 176V174L208 175ZM65 174H67V173H65ZM88 177H90V176H88ZM39 182H38V184H39ZM97 183H99V182H97ZM78 185H79V183H78ZM215 185H216V183H215ZM52 186H51V188H52ZM27 187H25V188H27ZM33 188H34V186H33ZM33 188L31 187L29 189H33ZM220 188H222V192H223L221 194H225V192H226L227 195L230 194V192H228L227 189H226L227 190L226 191L223 187H220ZM229 189H231V188H229ZM7 190H8V192H7ZM70 190L73 191L72 192L73 195H70L71 194ZM56 191H57V189H56ZM120 191H121V195H119ZM34 192L35 193L32 194V196H30V197L28 196L29 200L34 201L35 197H38V199L40 198V199H43V200L47 199V197H45L46 195L43 196V194H42V196H41L37 191H34ZM26 193H27V189H26ZM60 193H61V191H60ZM211 193H210V195L212 197H214V195H212L213 193L212 194ZM62 194H60L59 196L61 197V196L64 195V194L63 195ZM221 194H217V195L221 196ZM68 195L67 196L64 195V196L65 197H69ZM217 195H215V197ZM54 196L57 197L56 194H54ZM64 196H63V198H64ZM220 196H218V197H220ZM60 197H57V199L60 198ZM222 197H224V196L222 195ZM230 197H232V196L230 195ZM53 198L54 197H52V199ZM63 198H61V199L64 201ZM225 198H223V199H225ZM49 199H51V198H49ZM112 199L116 200L115 204L111 203ZM249 199H250V197H249ZM47 201H48V199H47ZM47 201H46V203H47ZM67 201H68L67 203H70L69 199ZM64 202L66 203V201H64ZM59 203H60V201H59ZM237 203H238V201H237ZM244 203H243V205H244ZM234 204H236V202ZM245 204L247 205L248 203L246 202ZM212 205H215V204H212ZM238 205H240V204H238ZM243 205H241V207L246 208ZM254 205L257 206L258 209H260L261 214H262L261 217H262V220L264 222V206H261V204H256L255 203V204L251 205V207L252 206L254 207ZM64 207H65V205H64ZM208 207L209 206H207V208ZM215 207H216V205H215ZM249 207L250 206H248V208H246V209H249ZM37 208H38V206H37ZM68 208H69V206H68ZM68 208H65V209H68ZM235 208H236V206H235ZM65 209H63V210L61 209V210L64 211ZM231 212H233V211H231ZM242 212L241 211L239 212V210H238L240 219L242 217V214H240V213H242ZM15 213L17 215H15ZM55 213H57V212H55ZM249 213H250V211H249ZM71 214H70V216H71ZM207 214H208V212H207ZM53 215H54V213H53ZM57 216L58 215H56L55 217H57ZM64 216H66V214ZM104 216H108V221H107L108 223L107 224L103 220ZM239 216H238V218H239ZM28 217H31V218L34 217L33 221H35V223L29 224L28 220H30L31 218L28 219ZM67 217L69 219L68 215H67ZM67 217H66V219H67ZM225 217H227V216H225ZM22 218H23L22 222L18 223V221H21ZM244 218L241 219V223L239 222L240 224L238 226H240V229H239V227L236 224H235V226H237L238 228L237 227H235V229L232 228V229H234L235 233H238L239 230H241L242 227L245 229V227H246L245 225H247V224L245 222H244V224H242V222L244 221ZM240 219H238V221ZM225 220H226V218H225ZM33 221H31V222L29 221V222L32 223ZM228 221H229V219H228ZM7 222H9V221H7ZM21 223H23V224H21ZM9 225H10V222H9ZM14 225H11V227L14 226ZM225 225H226V223H225ZM52 227H53V225H52ZM27 228H24V229L27 230ZM191 228H192V230H191ZM249 228H251V226ZM144 229L150 230V233H146V231ZM210 229L211 228H209V230ZM215 230H216L215 228H212L211 231H210L211 233L213 231L216 233L214 235L213 239L211 241L208 240L209 242H206V243L204 242L206 244L205 246L207 248L206 247L205 248L202 247L203 248L202 250L205 251V253L202 251L204 253L203 259H201V260L199 258L196 259L197 257L195 258V255L193 254L192 257L194 256V258H193V262L192 263H195V264L196 263L197 264H241V263H239V259L241 260V257H246L247 252L250 251V250L249 251L246 250V248H248V246L252 245V244L249 245V241L247 239L249 235L248 234H244V233H242L244 235L243 237L240 235L241 236L240 241L236 245L237 255H235V256L233 255L232 256L231 253H230L231 250H229V247H228V243H226L225 240L220 235L217 234V232H216L217 230L216 231ZM49 231H50V229L48 230V232ZM207 231H206V233H207ZM251 231H250V233H251ZM183 233H185V234H183ZM2 234H3V232H2ZM24 234H22L20 232H16L15 234H12L10 236H8V235L6 236V237L11 239V244H9L10 242L8 243L9 246H7L8 244L4 245V246H7V249H6L7 251L4 249L8 253L7 255H9L11 258H13V261L11 260L12 262H10V263L11 264H40V263L37 262L38 259H39L38 258L39 255L38 254L43 252V251L46 252L45 250H47V248L45 249V247H43L44 245H42L43 243H41V239L39 237L34 236V234H33V236L35 238L32 236L33 237L32 239H28L29 237H26V236H28V234L26 236ZM47 234H49V233H47ZM170 234H172V236ZM204 234H203V232H201V235H204ZM209 234H208V236H209ZM5 235L6 234L4 233V235H2V236H5ZM201 235H199V239H200ZM195 236L193 235V237L196 240ZM206 236H204L205 238L201 236V238L202 239L204 238L206 240ZM190 237H192V236H190ZM190 237H188V239ZM233 237H234V240H235V238L237 236L236 237L233 236ZM258 237H259V235H258ZM1 238L2 237H0V241L2 243L4 241H2L3 238L2 239ZM8 238H6V239H8ZM30 238H31V236H30ZM10 239L8 241H10ZM236 239H238V238H236ZM192 240H194V239L192 238ZM256 240H257V238H256ZM190 241H191V239H190ZM197 241H199V240H197ZM202 241H204V240H202ZM199 242H201V241H199ZM237 242H238V240H237ZM256 245H258V244H256ZM193 247H192V249H193ZM0 248H1V245H0ZM232 250H233V248H232ZM156 251H158V249ZM152 253H154V252H152ZM173 253H175V251ZM206 253H208V254H206ZM232 253H233V251H232ZM182 254H181L180 257H177V259H179L178 260L179 262H183L184 259L186 260V258H184L186 256L182 255ZM167 255H168V253H167ZM154 256H155V254H154ZM154 256H152V257H154ZM172 256L173 255H171V257ZM171 257H170V254H169L168 257L166 256V254H164L163 257H161V258H162V260L164 262H166L168 264H172V261L175 259V257H172L173 259ZM200 257H202V256L200 255ZM155 258H157V257H155ZM177 259H176V261H177ZM194 259H195V261H194ZM179 262H178V264H179Z\"/></svg>",
	"mask_w": 264,
	"mask_h": 264
},
{
	"label": "water",
	"instance_id": "water-1",
	"mask_svg": "<svg viewBox=\"0 0 264 264\" xmlns=\"http://www.w3.org/2000/svg\"><path fill=\"white\" fill-rule=\"evenodd\" d=\"M232 247V246H231ZM234 253L235 251L237 252V249L235 247H233ZM237 255V253L234 254V256Z\"/></svg>",
	"mask_w": 264,
	"mask_h": 264
}]
</instances>
